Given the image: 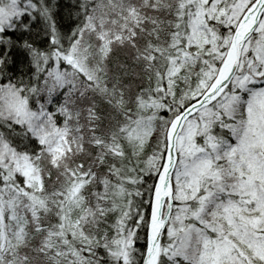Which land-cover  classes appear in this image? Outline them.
Returning <instances> with one entry per match:
<instances>
[{
  "label": "snow or ice",
  "instance_id": "snow-or-ice-1",
  "mask_svg": "<svg viewBox=\"0 0 264 264\" xmlns=\"http://www.w3.org/2000/svg\"><path fill=\"white\" fill-rule=\"evenodd\" d=\"M0 264H264V0H0Z\"/></svg>",
  "mask_w": 264,
  "mask_h": 264
}]
</instances>
